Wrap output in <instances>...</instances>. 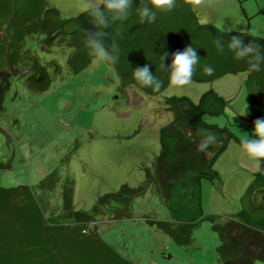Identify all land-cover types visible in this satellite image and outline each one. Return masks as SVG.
Masks as SVG:
<instances>
[{
    "label": "trees",
    "instance_id": "obj_1",
    "mask_svg": "<svg viewBox=\"0 0 264 264\" xmlns=\"http://www.w3.org/2000/svg\"><path fill=\"white\" fill-rule=\"evenodd\" d=\"M139 0H134V7ZM87 12L64 16L49 5L48 0H0V113L13 74L25 76L27 85L35 91L50 87L52 76L49 67L60 71L55 60L43 62L35 45L50 49L67 50L68 71L76 73L93 59L84 44V29H92ZM114 25L109 31L115 35ZM250 32H222L211 23L198 20L196 13L184 0L170 12L157 13L155 23L141 24L133 9L125 23L122 37L117 36L120 56L115 69L120 86H133L146 94H157L169 84V72L161 70L163 55L166 67L172 64V54L191 45L200 57V64L192 80L202 81L225 73L246 72L245 87L248 94L247 117L249 120L264 118V70L252 71L244 61H237L228 50L231 36L242 35L264 45V37ZM221 38L224 52L219 53L213 41ZM110 43V40H109ZM36 46V47H37ZM150 65V72L163 80L164 85L154 92L141 86L133 76L137 67ZM204 65H211L215 72L206 75ZM166 108L172 119L159 128V152L152 170L146 171L145 182L138 186L123 183L117 190L100 195L90 209H77L73 203V182L61 183L60 174L54 170L41 178L35 191L28 184L0 186V264H139L105 241L97 230L98 214L112 213L110 219L131 217L130 204L154 181L164 199L167 218H148L178 245L192 242L193 228L208 219L211 229L218 234L216 254L221 264H253L264 261V200L253 204L252 209H240L222 217L205 213L202 208V181H212L219 173L214 168L217 157L230 140L242 145L228 125L205 120L204 115L224 113L226 98L210 88L196 101L190 97L168 96ZM200 128L218 133L219 147L208 154L197 150L201 140ZM1 163V162H0ZM261 167L264 160H261ZM0 167L8 165L0 164ZM264 186V174L256 172ZM60 189V202L51 195Z\"/></svg>",
    "mask_w": 264,
    "mask_h": 264
},
{
    "label": "rangeland",
    "instance_id": "obj_2",
    "mask_svg": "<svg viewBox=\"0 0 264 264\" xmlns=\"http://www.w3.org/2000/svg\"><path fill=\"white\" fill-rule=\"evenodd\" d=\"M64 16L81 12L82 0H48ZM193 10V9H192ZM198 20L219 29L248 31L264 37V0H207L194 11ZM41 61L55 60L60 71L49 67L48 89L35 91L25 76L13 74L0 113V186L28 184L35 191L39 180L56 170L61 183L73 182L75 208L88 210L97 198L117 190L123 183L145 182L159 152V128L172 119L166 108L168 96H188L196 101L212 88L226 98L223 114L204 115L205 120L228 125L238 136L254 132L247 117L246 72L225 73L185 87L170 83L157 94H146L133 86H120L113 66L95 60L71 73L67 50L40 48ZM246 115V116H245ZM261 160L250 159L243 145L230 140L217 157L218 177L202 181V208L223 218L240 209H252L264 200V186L256 172L264 174ZM58 184L51 197L60 202ZM131 217L110 219L106 210L98 214L97 230L120 253L139 264H221L216 254L218 234L208 219L192 231L189 245H178L148 218H167L168 211L156 184L149 183L133 198ZM253 264H264L255 259Z\"/></svg>",
    "mask_w": 264,
    "mask_h": 264
},
{
    "label": "clouds",
    "instance_id": "obj_3",
    "mask_svg": "<svg viewBox=\"0 0 264 264\" xmlns=\"http://www.w3.org/2000/svg\"><path fill=\"white\" fill-rule=\"evenodd\" d=\"M193 11L205 6L207 0H184ZM82 6L90 17L93 28L84 29V44L88 54L95 60L116 63L120 56V46L116 37L123 34L125 23L131 18L133 9L139 16L141 24L155 23L157 13L170 12L177 6V0H139V6L134 7V0H82ZM115 28V35L109 29ZM222 32L230 33L234 30L220 29ZM242 35L231 36L227 44L228 50L237 61H244L252 71L264 70V45L250 40L247 43ZM254 35V33H249ZM110 40V43H109ZM219 53L224 52V43L221 38L213 41ZM168 53L165 52L162 59L161 70L169 72V83L171 86L185 87L189 85L200 64V57L195 48L187 46L183 51H176L172 54V64L168 67L164 59ZM203 72L206 75H213L215 69L211 65H204ZM134 79L143 87L151 88L158 92L164 85L162 79L150 72V65L137 67L133 71ZM246 116V115H245ZM201 140L197 150L208 154L210 149L219 147L218 133L208 128L198 129ZM245 154L253 160H264V118L254 121V132L252 138H244L241 141Z\"/></svg>",
    "mask_w": 264,
    "mask_h": 264
}]
</instances>
